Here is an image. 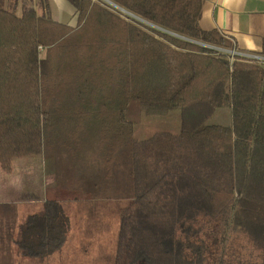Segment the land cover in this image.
Returning a JSON list of instances; mask_svg holds the SVG:
<instances>
[{
    "label": "trees",
    "instance_id": "obj_1",
    "mask_svg": "<svg viewBox=\"0 0 264 264\" xmlns=\"http://www.w3.org/2000/svg\"><path fill=\"white\" fill-rule=\"evenodd\" d=\"M69 1L76 26L48 0H0V165L52 159L79 194L24 216L0 203V264H52L71 204L116 199L114 264H227L233 231L264 252V64L213 48L236 44L201 27L204 0H110L152 25ZM220 108L232 122L209 124ZM174 109L177 132L135 136Z\"/></svg>",
    "mask_w": 264,
    "mask_h": 264
},
{
    "label": "rangeland",
    "instance_id": "obj_2",
    "mask_svg": "<svg viewBox=\"0 0 264 264\" xmlns=\"http://www.w3.org/2000/svg\"><path fill=\"white\" fill-rule=\"evenodd\" d=\"M180 114V109H174L167 116L144 115L135 128V136L145 139L157 131L177 132ZM231 122L228 108L218 109L208 120L209 124L228 125ZM78 195L56 188L52 159L18 157L12 161L9 171L0 165V199L12 198L21 216L36 211L46 196L71 200ZM127 204L124 199L95 201L90 214L89 205L72 203L71 230L63 249L51 260L52 264H114L120 228L119 210ZM229 235L225 256L227 264H264L262 249L240 232L233 231Z\"/></svg>",
    "mask_w": 264,
    "mask_h": 264
},
{
    "label": "crops",
    "instance_id": "obj_3",
    "mask_svg": "<svg viewBox=\"0 0 264 264\" xmlns=\"http://www.w3.org/2000/svg\"><path fill=\"white\" fill-rule=\"evenodd\" d=\"M48 4L53 19L77 25L78 12L69 0H48ZM200 25L219 30L240 52L264 55V0H204ZM12 201L10 197L0 199V203Z\"/></svg>",
    "mask_w": 264,
    "mask_h": 264
},
{
    "label": "built area",
    "instance_id": "obj_4",
    "mask_svg": "<svg viewBox=\"0 0 264 264\" xmlns=\"http://www.w3.org/2000/svg\"><path fill=\"white\" fill-rule=\"evenodd\" d=\"M100 1H102L103 3H105L108 6L112 7L113 9L118 11L120 14H122L123 16H125L129 19H135V20L147 23L149 25H152L151 23L145 21L144 19H141L137 15L127 11L126 9L120 7L119 5L115 4L114 2H112L110 0H100ZM155 27H157V26H155ZM213 48H215L218 51H221L223 53L229 54L232 60H234V58H236V57H239L244 61H258V62L264 64V55H260V54H256V53H245V52L243 53V52H240L237 49V47L235 49H225V48H221V47H213Z\"/></svg>",
    "mask_w": 264,
    "mask_h": 264
}]
</instances>
